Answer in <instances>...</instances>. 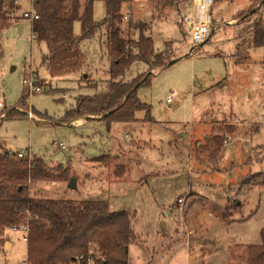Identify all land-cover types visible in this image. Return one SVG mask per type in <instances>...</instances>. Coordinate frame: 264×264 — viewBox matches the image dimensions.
Masks as SVG:
<instances>
[{
	"label": "rangeland",
	"instance_id": "obj_1",
	"mask_svg": "<svg viewBox=\"0 0 264 264\" xmlns=\"http://www.w3.org/2000/svg\"><path fill=\"white\" fill-rule=\"evenodd\" d=\"M19 1L14 13L20 18L0 31V100L6 106L0 111L15 108L29 71L42 91L28 92L23 116H0V149L62 164L75 178V186L69 179L34 182L31 193L107 200L111 211L129 212L136 236L131 264H246L245 245L259 243L264 227V185L244 182L254 173L264 176V46L249 43L252 24L264 20V0H213L208 13L214 29L200 46L184 21L189 1L121 0L122 35L136 39L139 28L128 23L143 22L155 53L169 63L157 73L151 69L137 90L153 120L143 119L141 110L136 121L111 124L94 115L60 121L78 96L107 89L106 28L80 40V71L51 77L42 63L46 44L22 15L31 11V0ZM105 14L96 0L94 19ZM73 31L80 35L79 21ZM148 72L146 63L134 61L118 80L144 79ZM32 109L49 119L31 118ZM229 124L232 133L225 132ZM218 136L223 140L216 146ZM100 155L101 161L93 160ZM120 165L125 171L115 181ZM23 234L5 232L0 264L25 260Z\"/></svg>",
	"mask_w": 264,
	"mask_h": 264
},
{
	"label": "trees",
	"instance_id": "obj_2",
	"mask_svg": "<svg viewBox=\"0 0 264 264\" xmlns=\"http://www.w3.org/2000/svg\"><path fill=\"white\" fill-rule=\"evenodd\" d=\"M95 1L32 0L38 18L31 21V29L35 39L46 44L47 52L42 56V63L51 77L80 71L83 65L80 40L93 37L102 27L107 31L105 43L110 60L107 89L78 96L76 105L68 109L60 121L65 123L94 115L107 124L128 123L138 120L135 114L141 110L146 112L143 119L153 120L149 115L150 106L140 100L137 90L147 82L150 70L163 66L169 58L155 53L153 40L145 33L143 22L128 23L139 28L136 39L122 35L119 27L124 17L120 11L121 0H101L106 14L100 20L93 17ZM152 1L169 4L174 0ZM17 8L14 0H0V31L20 18L14 13ZM75 21L81 25L78 36L73 31ZM251 27L250 45L264 46V20ZM134 61L146 63L149 75L144 79L118 80ZM27 98L28 92L23 86L16 106L27 109ZM32 113L41 119H49L34 109ZM1 114H4L1 119L24 115L17 108L1 111ZM234 130V125L229 124L225 132ZM213 139L216 146L223 140L220 136ZM102 157L93 160L101 161ZM116 169L115 181L125 171L123 165ZM68 179L69 169L62 164L48 165L40 157L18 156L17 152L0 149V243L7 230L27 225L26 258L29 264H130L128 245L136 236L129 212L111 211L107 200L46 198L31 193L30 185L34 182ZM253 181L264 185V176L258 172L244 179L246 183ZM79 255L82 256L80 260L77 259ZM244 260L246 264H264V227L260 230L259 243L245 245Z\"/></svg>",
	"mask_w": 264,
	"mask_h": 264
},
{
	"label": "built area",
	"instance_id": "obj_3",
	"mask_svg": "<svg viewBox=\"0 0 264 264\" xmlns=\"http://www.w3.org/2000/svg\"><path fill=\"white\" fill-rule=\"evenodd\" d=\"M15 3L17 0H14ZM213 0H189V5L191 6V14L187 17H185V24L189 27V30L191 32V37L194 40L195 44H199L201 42H205L206 39L210 36L212 33V30L214 29V26L211 24V18L208 13L209 7L212 4ZM31 7H32V0H31ZM23 17L31 19L38 18V14L33 10V7L31 11H24ZM36 78L33 75L32 71H29L26 73V75L23 77L22 83L23 86L27 89V92L29 94L33 92H41L42 87L40 85L36 84ZM0 108H3V103L0 100ZM18 156H29V152H17ZM178 204H182L184 202L183 198H178L177 200ZM11 230H23L24 234L22 236L23 240L27 241V225H20L18 227H13ZM82 258L81 255L77 256V259L80 260ZM90 260V258H88ZM19 264H29L27 261V258H25L24 261H21Z\"/></svg>",
	"mask_w": 264,
	"mask_h": 264
},
{
	"label": "crops",
	"instance_id": "obj_4",
	"mask_svg": "<svg viewBox=\"0 0 264 264\" xmlns=\"http://www.w3.org/2000/svg\"><path fill=\"white\" fill-rule=\"evenodd\" d=\"M16 4H17V7H18V9L20 8V1L19 0H17V2H16ZM19 5V6H18ZM198 45V44H197ZM194 48H193V46L188 50V54H190L191 52H192V50H193ZM183 56H181L180 58H182ZM167 63H169V61L168 62H166L163 66H165ZM161 69V67H156V68H153L152 70H153V72L154 73H157L159 70ZM26 71V70H25ZM25 73V72H24ZM150 73H152V72H150ZM2 103H3V109H5L6 108V106H5V103H4V101H2ZM15 108H17L18 110L19 109H21V107L20 106H16V104H15ZM3 111V110H2ZM1 112V111H0ZM30 114H31V118H34V119H36V120H38L39 121V117L37 116V115H35V114H33L32 115V113L31 112H29ZM3 115L4 114H1L0 116L1 117H3ZM28 115V114H27ZM29 116V115H28ZM33 116V117H32ZM0 117V118H1ZM85 118H87V117H78L77 119H78V121H82V120H84ZM1 120V119H0ZM41 120V119H40ZM17 152H22V151H17ZM117 157H119V155L117 156ZM128 171V168L126 167V172ZM180 198V197H179ZM226 225H228V224H226ZM190 232V231H189ZM5 238H6V236H5ZM7 239H8V237H7ZM134 241H132L131 243H129V245H128V255H129V263H130V251H131V247L133 246L134 248H136V246H134L135 245V242L133 243ZM6 243L8 244V248L10 247V240L8 239V240H6ZM134 244V245H133ZM131 264V263H130Z\"/></svg>",
	"mask_w": 264,
	"mask_h": 264
},
{
	"label": "water",
	"instance_id": "obj_5",
	"mask_svg": "<svg viewBox=\"0 0 264 264\" xmlns=\"http://www.w3.org/2000/svg\"><path fill=\"white\" fill-rule=\"evenodd\" d=\"M203 43L204 42L199 43L198 46L202 45ZM171 61H174V60H171ZM27 114L29 115L30 113L27 112ZM68 185L75 186V178L74 177H72V178L69 179Z\"/></svg>",
	"mask_w": 264,
	"mask_h": 264
},
{
	"label": "bare ground",
	"instance_id": "obj_6",
	"mask_svg": "<svg viewBox=\"0 0 264 264\" xmlns=\"http://www.w3.org/2000/svg\"><path fill=\"white\" fill-rule=\"evenodd\" d=\"M77 121V120H76Z\"/></svg>",
	"mask_w": 264,
	"mask_h": 264
}]
</instances>
